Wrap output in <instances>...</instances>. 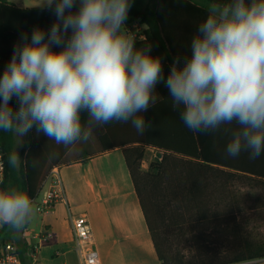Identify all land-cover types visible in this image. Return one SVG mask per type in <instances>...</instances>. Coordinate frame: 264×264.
<instances>
[{"label":"clouds","instance_id":"clouds-1","mask_svg":"<svg viewBox=\"0 0 264 264\" xmlns=\"http://www.w3.org/2000/svg\"><path fill=\"white\" fill-rule=\"evenodd\" d=\"M134 0H41L55 16L46 32L24 33L0 74V131L18 146L35 127L65 148L87 142L94 125L131 122L143 135V113L157 103L156 87L193 133L238 127L228 156L264 152V0H210L187 54L168 68L151 43L138 47L126 27ZM15 98L18 107L10 103ZM87 113V123L82 119ZM18 150L8 165L18 169ZM0 183H3L0 181ZM34 208L12 184L0 188V226L20 232Z\"/></svg>","mask_w":264,"mask_h":264},{"label":"trees","instance_id":"trees-1","mask_svg":"<svg viewBox=\"0 0 264 264\" xmlns=\"http://www.w3.org/2000/svg\"><path fill=\"white\" fill-rule=\"evenodd\" d=\"M208 2L210 0H134L125 24L137 22L144 26L141 34L133 36L136 45L140 47L151 43L152 54L159 55L163 64H171L177 55H185L184 40H191L198 24L206 18ZM54 21L53 12L47 7H25L16 1L0 0V74L24 33L30 39L33 29L41 28L47 32ZM187 36L189 39H186ZM10 103L14 108L18 107L15 98ZM148 114L151 110L143 116L147 119ZM82 119L87 123V113H82ZM116 123L127 128V138L121 143L116 142L111 123L94 125L93 130L103 145V151H86L79 159H91L107 150L123 149L126 166L161 264H244L264 259V243L253 244L244 239L235 202L225 199L221 209V203L213 201L208 193L210 182L216 180L226 185L245 179L264 189V152L250 163L246 158L228 160L208 152L201 134L185 129L182 121L177 124L181 130L172 132V147L158 142L159 138L153 136H136L131 132L130 121ZM101 132L106 136L103 137ZM81 144L88 148V141L65 148L48 140L42 133L37 134L33 127L19 153L20 167L12 169L8 165V156L16 151L15 138L11 133L0 131V152L5 163V176L0 188L9 184L18 186L34 202L50 171L76 161L66 157ZM147 145L163 152L145 171L142 163ZM226 193L231 194L232 191L227 188ZM28 225L20 232L7 225L0 228V246L15 242L23 264H33L29 254L34 246L24 239L13 237L23 234ZM213 232L224 238L219 247L209 241ZM40 237L46 241L45 235ZM186 241L193 243L191 256L178 251V246Z\"/></svg>","mask_w":264,"mask_h":264},{"label":"crops","instance_id":"crops-1","mask_svg":"<svg viewBox=\"0 0 264 264\" xmlns=\"http://www.w3.org/2000/svg\"><path fill=\"white\" fill-rule=\"evenodd\" d=\"M31 2L35 1L31 0ZM21 4L25 7H46L34 3L31 6L24 2ZM126 27L132 36L141 34L145 30V27L137 22L126 25ZM186 39H189V36ZM184 42L183 52L187 54L190 40H184ZM170 65L169 62L164 64L165 75ZM155 91L157 103L147 110H151L147 119L144 117L149 127L143 135L138 134L133 126H131V132L142 138L147 135L159 138L158 142L172 147V132L181 130L177 127L181 120L179 114L171 108L167 88L161 83L157 85ZM111 124H113V137L116 142L121 143L129 135L127 128L116 122ZM237 127L235 123L226 124L216 131L200 133L205 149L228 160L246 158L250 163L253 159L249 158L248 151H242L235 158L228 156L225 151L232 132ZM101 134L103 137L106 136L105 133L101 132ZM80 151L81 154L86 151H103V145L93 128L88 148L82 147ZM149 151L155 153L156 158H159L163 152L162 149L147 145L145 152ZM81 154L72 159L66 157L68 160L76 161L69 165L59 166L66 200L58 202L49 212H38L37 222L40 224H35L38 227L37 230L31 229L34 223L32 216L22 236V239L30 246H37L40 243V236H46V241H43L33 264H81L75 250L71 217L82 214H86L90 221L101 264H161L126 166L123 149L107 150L91 159L80 160ZM47 190L46 181L38 202ZM244 264H264V259Z\"/></svg>","mask_w":264,"mask_h":264},{"label":"rangeland","instance_id":"rangeland-1","mask_svg":"<svg viewBox=\"0 0 264 264\" xmlns=\"http://www.w3.org/2000/svg\"><path fill=\"white\" fill-rule=\"evenodd\" d=\"M18 3H25L28 6L40 5L41 0H34L35 2H31V0H13ZM26 136L23 138V142L18 146L17 149V141L15 139V150H18V153L21 152L23 145L25 143ZM82 144L75 147L69 156L68 159H72L81 154ZM90 152V151H89ZM92 152V151H91ZM155 153L145 152V158L142 163V169L147 170L152 161L156 160ZM231 190V194H227L226 190ZM210 192V196L213 198V201H219L221 203V209L223 208L225 201L230 200L234 201L236 205V213L237 219L242 226V232L245 240L253 244L264 243V189L257 185L253 181H248L245 179L236 180L233 182H229L228 184H224L221 180L211 181L208 193ZM226 199V200H225ZM34 212H33V220L34 223L31 226V229H38L36 227V223L38 221V211L36 210L35 205L33 204ZM40 224V223H39ZM1 228V226H0ZM24 234V233H23ZM23 234L20 233L19 236L13 237L16 240H23ZM5 235L9 236L10 233H6ZM212 243L216 244V247H219L220 241L224 240L223 236L219 235L217 232L212 233ZM16 246L17 244L13 242ZM215 246V245H213ZM178 251L186 256H191L194 252L193 243L190 241L183 242L178 246Z\"/></svg>","mask_w":264,"mask_h":264},{"label":"built area","instance_id":"built-area-1","mask_svg":"<svg viewBox=\"0 0 264 264\" xmlns=\"http://www.w3.org/2000/svg\"><path fill=\"white\" fill-rule=\"evenodd\" d=\"M5 176V163L3 155L0 152V181L3 182ZM48 190L40 198L42 189L40 190L37 199L33 202L36 210L41 213H46L54 209L58 202L66 200V193L63 183L60 167H54L47 178ZM45 181V182H46ZM1 185V183H0ZM44 186V185H43ZM72 233L75 243V250L81 264H101L100 253L95 245L92 235L90 221L86 214L76 217H71ZM40 243L34 246L29 256L36 259V255L43 243V238L40 237ZM0 264H23L18 247L11 242H7L0 246Z\"/></svg>","mask_w":264,"mask_h":264}]
</instances>
